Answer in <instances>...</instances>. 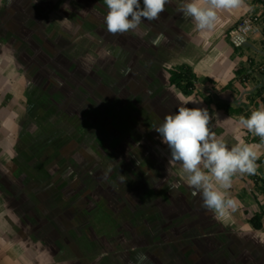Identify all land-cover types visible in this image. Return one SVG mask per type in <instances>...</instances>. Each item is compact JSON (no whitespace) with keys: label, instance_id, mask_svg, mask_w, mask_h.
Instances as JSON below:
<instances>
[{"label":"rangeland","instance_id":"obj_1","mask_svg":"<svg viewBox=\"0 0 264 264\" xmlns=\"http://www.w3.org/2000/svg\"><path fill=\"white\" fill-rule=\"evenodd\" d=\"M251 1L264 21V0ZM106 11L103 0H0V203L28 235L27 260L264 264L255 241L264 229L247 222L248 201L264 200L247 181L257 170L233 175L235 210L220 215L193 195L154 130L195 99L184 106L207 109L229 148L247 140L237 116L202 96L248 111L264 104L251 99L264 84V40L237 51L228 31L187 40L169 11L136 32L111 34ZM219 56L228 64L213 65ZM186 59L216 84L200 79L190 95L171 85L165 67ZM241 66L247 72H236ZM231 76L247 79L221 90Z\"/></svg>","mask_w":264,"mask_h":264},{"label":"clouds","instance_id":"obj_2","mask_svg":"<svg viewBox=\"0 0 264 264\" xmlns=\"http://www.w3.org/2000/svg\"><path fill=\"white\" fill-rule=\"evenodd\" d=\"M103 2L107 7L104 16L107 31L124 34L136 32L144 20L159 19L170 0H143V7L139 0ZM242 4L243 0H183L179 11L192 20L197 30H210L218 19L219 10L234 9ZM189 102L198 101L183 102L175 113L166 114L154 130L170 150L169 163L180 165L183 179L193 189V195L201 197L203 207L223 215L229 209L235 210L236 202L227 191L231 178L237 173H255L257 156L252 146L243 141L229 148L225 139L211 130L212 117L208 110L185 107ZM238 125L264 140V104L251 109L247 117L240 115Z\"/></svg>","mask_w":264,"mask_h":264},{"label":"crops","instance_id":"obj_3","mask_svg":"<svg viewBox=\"0 0 264 264\" xmlns=\"http://www.w3.org/2000/svg\"><path fill=\"white\" fill-rule=\"evenodd\" d=\"M182 2L183 0H170V2L165 5L164 12L169 11L170 14H172L170 15L171 16L170 19H172V21L174 22L172 27L174 29H177L176 32L178 34H185V35L189 34L190 36H187L186 39L192 40L195 42L200 41V40L205 41L207 39H212L214 37L221 39V36H223L225 31H228L229 40H230L229 31L231 30V28L235 25V23L239 20V18L242 15L246 13H250V12H256V10H261V7H259L254 1L243 0V4L240 7L230 9V10H219L217 12L218 19L215 21L214 27L212 29L197 30L192 20L189 17H186L181 11H179V5ZM179 28H183L182 29L183 31ZM184 28L185 29L187 28V31H186L187 33L184 32ZM259 39L264 40L261 37L260 32L258 30L254 31L246 37V39L240 46H247V45L256 46L255 43L259 42L258 41ZM222 40L224 39L222 38ZM230 43H231V40H230ZM227 46H229V48L231 47L230 45H227ZM228 51L231 52L232 49H228ZM228 62H229V59H225L224 57H220V56L212 60V64L213 65L215 64L217 66L228 64ZM180 63H186V64L191 65V62L187 59L180 61L178 63H175V64H180ZM211 78L214 79L213 77ZM263 95H264V92H263ZM218 110L223 111V109H218ZM232 136L233 138L235 137L234 135ZM230 138H231V135L228 139ZM242 140L244 143L248 144L249 146H252L253 150L256 153L257 158L264 156V140H261L260 137L258 136L254 137V135L251 134L247 140L246 139L245 140L242 139ZM256 165H257V168H256L257 171L255 173L256 176H261L264 178V161L261 163H257ZM247 181L249 182L248 184L251 187L254 186V181L252 179L248 178ZM252 198L254 199V195L252 196ZM256 198H257V201L255 199L252 201H248V208L250 210L251 216L253 215L254 212L260 210V205L264 207V202H263L264 200H260L259 197H256ZM12 211L13 209H9V210L6 209L4 203H0V264H39V261L35 258H31L33 262L27 260V257H26L27 251L32 246H30L28 243L29 241L27 238L28 235L26 231H22L20 225H18L20 224L18 217L15 216V218H12L10 216V214H12ZM262 224H263V227L261 229H254L250 226L249 223H248V226L249 228L251 227L255 231H260L264 229V219L262 220ZM258 238L259 239L255 241L258 243L259 248L264 251V235H261ZM248 256H249L248 260H250L251 259L250 255H245L244 258L246 259V257ZM247 264H257V262L248 261Z\"/></svg>","mask_w":264,"mask_h":264},{"label":"trees","instance_id":"obj_4","mask_svg":"<svg viewBox=\"0 0 264 264\" xmlns=\"http://www.w3.org/2000/svg\"><path fill=\"white\" fill-rule=\"evenodd\" d=\"M231 45L233 47V50L237 51L241 46H236L233 42H231ZM242 69H237L236 72L244 71L247 72L246 69H244L243 66H241ZM165 70L169 74V83L173 85L175 88H177L182 94L184 95H190L195 90V84L198 80H202L204 82H209L212 84H216V81L212 79L209 76H201L197 75L191 65L186 63H180L175 64L172 66L165 67ZM260 72H263L262 69H260ZM247 78H238L233 77L230 79L226 84L221 86V90H226L230 88L233 85V82L240 81L243 82ZM264 84L260 85L256 88L255 92L253 93L251 99H254L258 97L261 101H264ZM202 100L205 102L207 106H214L217 109H223V111L228 115H244L248 116L250 114V111L245 110L244 106L240 103L237 105H230L227 100L223 99L222 97H219L217 95L212 94H206L202 96ZM264 161V156L257 158L255 163H261ZM254 187L255 190H259L260 194L264 195V178L261 176H256L254 179ZM264 219V207L260 205V210L253 213L251 217L248 218V223L250 226L254 229H261L263 227L262 220Z\"/></svg>","mask_w":264,"mask_h":264},{"label":"built area","instance_id":"obj_5","mask_svg":"<svg viewBox=\"0 0 264 264\" xmlns=\"http://www.w3.org/2000/svg\"><path fill=\"white\" fill-rule=\"evenodd\" d=\"M259 31L264 39V21L259 13H246L242 15L229 31L230 40L236 45H241L246 37L254 31Z\"/></svg>","mask_w":264,"mask_h":264},{"label":"bare ground","instance_id":"obj_6","mask_svg":"<svg viewBox=\"0 0 264 264\" xmlns=\"http://www.w3.org/2000/svg\"><path fill=\"white\" fill-rule=\"evenodd\" d=\"M232 42V41H231ZM240 46V45H239Z\"/></svg>","mask_w":264,"mask_h":264}]
</instances>
